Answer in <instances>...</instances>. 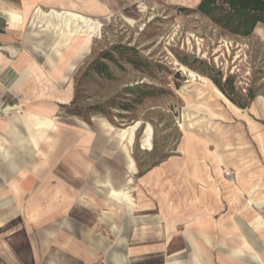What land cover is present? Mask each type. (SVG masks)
<instances>
[{
    "label": "crops",
    "instance_id": "crops-1",
    "mask_svg": "<svg viewBox=\"0 0 264 264\" xmlns=\"http://www.w3.org/2000/svg\"><path fill=\"white\" fill-rule=\"evenodd\" d=\"M114 2L0 0V194L31 193L25 201L0 195V264H264V93L245 108L216 98L220 112L207 113L211 121L186 132L175 154L146 171L111 130L87 135L71 163L58 155L55 170L44 156L33 166L35 153L17 147L70 97L45 85L59 79L66 50L80 54V40L73 48L60 41L65 13L108 15ZM252 35L264 41V24ZM112 190L127 196L113 198ZM17 201L26 218L39 221L35 234L2 231V219L12 225L19 217Z\"/></svg>",
    "mask_w": 264,
    "mask_h": 264
},
{
    "label": "rangeland",
    "instance_id": "rangeland-1",
    "mask_svg": "<svg viewBox=\"0 0 264 264\" xmlns=\"http://www.w3.org/2000/svg\"><path fill=\"white\" fill-rule=\"evenodd\" d=\"M198 2L118 0L108 15L65 13L60 41L73 48L80 40V54L74 56L66 50L67 62L58 65L59 79L50 78L45 83L49 93L59 89L70 95L63 104L55 105L52 113L51 118L60 125L59 130L53 122H48L47 127L32 128L33 137L24 133L23 141L17 144L35 153L33 166H40L39 157L44 156L43 164L49 163L50 170L52 167L55 170L56 157L63 154L66 163H71L74 153L85 151L87 135L108 136L111 133L107 131L111 130L113 135L116 131L118 140L124 143L122 149L127 152L130 149L138 170L146 171L175 154L186 132L198 131L200 122L211 121L205 116L207 113L215 117L220 112L222 103L216 98L230 105V100L212 82L209 73L219 72L222 80L232 76L235 89L241 93L248 89L254 94L264 93V41L252 34L240 37L222 32L208 18L193 11ZM114 46H123L128 57H137L146 64L136 68L113 51L115 61H106L112 78L86 70L93 59ZM52 68L48 66V70L55 73ZM62 73L64 81L60 78ZM138 86L154 88L156 94L135 103L136 93L130 89ZM123 102L133 104L128 110L112 104ZM94 105H100L103 110L93 109ZM34 116L39 120L40 116ZM47 129H51L48 142L35 149L41 139L47 138ZM148 129L150 141L145 144ZM26 138L29 141L32 138L34 144ZM97 146V152L107 151ZM51 181L55 182V175L51 174ZM30 194L4 192L0 195H10L14 200L20 195L18 200L25 201ZM111 196L121 199L127 193L112 190ZM16 204L18 207L13 210L19 217L13 218L12 225L2 219V231L8 228L38 232L39 221L31 222L19 201ZM53 220L50 224L55 225ZM175 242L180 246L179 240Z\"/></svg>",
    "mask_w": 264,
    "mask_h": 264
},
{
    "label": "trees",
    "instance_id": "trees-1",
    "mask_svg": "<svg viewBox=\"0 0 264 264\" xmlns=\"http://www.w3.org/2000/svg\"><path fill=\"white\" fill-rule=\"evenodd\" d=\"M194 12L208 18L210 22L221 29L222 32L240 37H248L253 33L257 24H264V0H199ZM126 48L123 46H114L111 50L103 51L97 58L93 59L87 66V71H93L108 79L112 78L109 65L106 61H115L113 54L117 52L119 56L126 60L134 67L146 64L145 61L137 57H128L125 54ZM183 61V60H182ZM185 63V61H183ZM216 87L236 106L245 108L254 97L251 89L246 93H241L233 84V77L227 76L222 80L219 72L208 74ZM136 93L135 103H140L143 98L156 94V89L135 87L130 89ZM119 108L128 110L133 103H112ZM93 109L102 111L100 105H94Z\"/></svg>",
    "mask_w": 264,
    "mask_h": 264
},
{
    "label": "bare ground",
    "instance_id": "bare-ground-1",
    "mask_svg": "<svg viewBox=\"0 0 264 264\" xmlns=\"http://www.w3.org/2000/svg\"><path fill=\"white\" fill-rule=\"evenodd\" d=\"M68 24V23H67ZM69 33V32H68ZM71 34V33H70ZM87 37V36H86ZM71 43H73V42H71ZM48 119H49V122H51L52 123V119L51 118H49L48 117ZM129 134H131V132L129 133ZM130 136L131 135H129V138H130ZM33 139L31 138V140L29 141V143L31 144H34L33 143ZM149 141H150V133H149V129L146 131V135H145V140H144V142H145V144H149ZM58 250V249H57ZM51 252V251H50Z\"/></svg>",
    "mask_w": 264,
    "mask_h": 264
},
{
    "label": "built area",
    "instance_id": "built-area-1",
    "mask_svg": "<svg viewBox=\"0 0 264 264\" xmlns=\"http://www.w3.org/2000/svg\"><path fill=\"white\" fill-rule=\"evenodd\" d=\"M226 174L228 175V174H229V172H227V171H226Z\"/></svg>",
    "mask_w": 264,
    "mask_h": 264
}]
</instances>
